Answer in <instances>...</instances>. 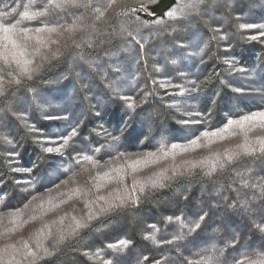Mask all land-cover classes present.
<instances>
[{
	"label": "trees",
	"instance_id": "16d2710c",
	"mask_svg": "<svg viewBox=\"0 0 264 264\" xmlns=\"http://www.w3.org/2000/svg\"><path fill=\"white\" fill-rule=\"evenodd\" d=\"M45 2L0 0V23L31 28L25 59L33 60L30 68L42 65L32 79L0 72L7 93L0 97V264H140L144 256L143 264H181V256L195 261L203 249L224 247L218 229L240 241L228 252L264 259V234L255 227L264 226V158L225 159L245 146L264 147V121L230 124L264 112V0H205L187 21L167 13L146 19L137 0H116L106 10L109 0H91L93 7L21 19L26 6L37 11ZM8 35L21 42L22 33ZM5 44L11 49L0 32ZM198 48L203 62L187 54ZM214 164L217 173L207 175ZM154 181L166 187L151 189ZM245 181L258 186L243 190L255 223L228 207ZM137 197L138 206L131 203ZM121 200L123 207H112ZM204 213L212 226L179 252L145 239L154 228L158 240L171 239L169 218L192 223ZM76 221L87 227L69 235Z\"/></svg>",
	"mask_w": 264,
	"mask_h": 264
},
{
	"label": "snow or ice",
	"instance_id": "6c2138e0",
	"mask_svg": "<svg viewBox=\"0 0 264 264\" xmlns=\"http://www.w3.org/2000/svg\"><path fill=\"white\" fill-rule=\"evenodd\" d=\"M205 0H190V2L184 3L182 6H179L176 11H167V15L169 19L174 20H182L187 21L194 13H199L200 11V5L204 3ZM214 2V0H213ZM112 3H116V0H109V3L102 5L101 7L107 9V7H110ZM138 8L140 11H143L145 13L149 14H155L157 11L156 7H150L151 5H159L160 8H163L167 10L171 7V5H166L164 3H161L160 0H137ZM172 3H175V0H172ZM93 7L91 0H46L45 3L41 4L40 10L37 11H30L29 8L26 6L25 10L22 13L21 19L25 20H34L38 17H47L50 14L52 15H58L61 12H66L70 9H81V8H89ZM127 8V5L125 6ZM97 16L96 19L101 20L103 19L105 12L100 11L99 9H96ZM132 11H136V9H132ZM5 16H8V13L4 14ZM15 15V14H13ZM183 26V25H181ZM247 27L252 28L255 27V25H247ZM67 31L71 32L74 30L73 26H70ZM43 31L48 32H56L57 28H36L35 32L40 33ZM0 32L4 34V38L7 40V43L11 45V49L7 47V44L0 46V72L7 71V75L13 76V73L15 71H18L19 75L25 76L27 79H32L34 75L39 74V71L42 67V65H37L35 67H29V65L33 64V60L31 59H25L27 53V49L29 47L28 41H30L33 37L30 35L32 32L31 28L24 27V28H18L16 23L8 24V22L0 23ZM13 32H19L22 33L21 42H17V40H13L9 38V33ZM125 34L129 37H132V40L135 44L139 46V49L144 48V44H141L140 41L136 40L135 36L132 32H129L125 29ZM252 39H256V37H252ZM38 44H43L44 41L37 38ZM180 48H184V45H179ZM198 47V46H197ZM125 51H128V49H125ZM139 52L137 51V55ZM189 56L192 57H200L201 62H203V56L204 51L203 49L198 50H192L187 53ZM113 71L119 73L122 72V68L117 66L112 69ZM4 82V76L0 75V84ZM16 84H19V80L13 81ZM193 85L196 84V81H191ZM86 86V85H85ZM192 91H196L195 87L192 89ZM239 91V90H237ZM7 95L5 90L0 87V97H3ZM131 99V98H129ZM129 107H135V104H129ZM262 120L264 121V112L254 113L249 116H244L242 120L239 121H231L230 124L237 125L239 127H243L245 122L253 121V120ZM224 131H227V128L224 129ZM77 132L75 129L72 130L69 139L73 136H76ZM209 135H216V133H204L205 137H208ZM193 144L197 143V141H192ZM179 145L173 144L171 148L175 150L176 148H179ZM47 152L51 153L53 151H59V148L53 149V148H47ZM257 153H259L261 158H264V147L256 149L251 147H243V150L241 152L228 154L225 159L227 160L228 164H232L236 161H238L241 157H256ZM165 156H167V152L163 153ZM87 159L91 160V157H88ZM219 170L222 171L225 167L224 162L218 161ZM218 171L217 165L214 164L207 175H214ZM148 187L151 189H157V188H164L166 185L163 182H152ZM257 185L252 184L249 185L247 181L241 184L240 190L237 191V200L236 203H230L228 205L229 208L233 209L237 214L244 215L248 220H251L253 223L254 221V215L256 213V209L253 207L252 203L249 202L248 195L246 192H244V189H249L253 193L257 189ZM259 190L261 193V198L264 199V185L259 186ZM135 191V189H133ZM141 192L145 191L144 187L140 188ZM241 196H244L245 198L243 200L240 199ZM187 198V197H185ZM139 197L136 199L131 200V203L133 205L138 206ZM124 206V200H121L120 205H112L113 208L115 207H123ZM264 207V206H262ZM111 209H101V211L107 212ZM207 214H201L198 216L195 222L189 223L186 221L183 217H177L176 220H172L169 218L168 223L174 226V235L171 239H163L158 240L157 236L160 233V229H153L152 234L145 236V239L152 242L156 247H163L164 245L171 246L169 250H176L179 252L182 248H187L188 245L184 244L183 241H185L188 237H191L194 233H197L199 231L200 234H203L204 231H207L212 226L211 220L206 221ZM89 219H91V214L89 215ZM87 227L86 223H82L80 221H76L75 229L72 233L69 235H75L78 230ZM256 230L264 234V226L260 224L255 225ZM218 234L220 236H223V244L224 247H217L216 245H213L209 249H203L201 252L195 253V256L199 257L198 260L195 261H189L188 257L181 256V264H201V261L204 262V264H221L223 261V264H228L226 257V253L229 257H231L232 264H244V261L239 260V256L243 255L248 259V264H264V259H252V253H249L248 251H240L239 249L236 250L235 253L228 252L229 249H236V246L238 243H240L238 237L235 234H225L224 232H219V229L217 230ZM65 237L61 236L59 240L56 241L55 244L52 245V249H55L56 244H62L64 242ZM128 244H123V249L128 248ZM25 247H28L25 245ZM243 248V245H241ZM116 251L120 252L122 251V248L120 246L116 247ZM264 252V249L261 250ZM44 252L46 255L51 256L54 255L55 252L53 250H50L48 248L44 249ZM163 255V253H161ZM148 260L147 256H144L140 262V264H143V261ZM106 264H112V262L109 260L106 262ZM153 264H162V261L160 260H153Z\"/></svg>",
	"mask_w": 264,
	"mask_h": 264
},
{
	"label": "water",
	"instance_id": "95a60500",
	"mask_svg": "<svg viewBox=\"0 0 264 264\" xmlns=\"http://www.w3.org/2000/svg\"><path fill=\"white\" fill-rule=\"evenodd\" d=\"M160 2L166 5H171V7L165 10L163 8H160L159 5H154L153 7L157 8L156 13L155 14H144V18L154 19L155 17H165L167 11H170L176 5L177 0H175V3H172V0H160Z\"/></svg>",
	"mask_w": 264,
	"mask_h": 264
}]
</instances>
